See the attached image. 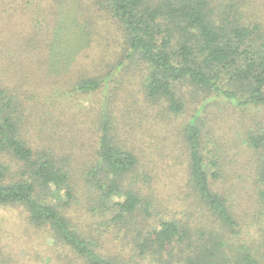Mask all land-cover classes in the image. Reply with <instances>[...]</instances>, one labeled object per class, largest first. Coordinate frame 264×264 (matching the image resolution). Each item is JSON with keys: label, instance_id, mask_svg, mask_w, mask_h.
Returning <instances> with one entry per match:
<instances>
[{"label": "trees", "instance_id": "trees-1", "mask_svg": "<svg viewBox=\"0 0 264 264\" xmlns=\"http://www.w3.org/2000/svg\"><path fill=\"white\" fill-rule=\"evenodd\" d=\"M97 2L121 24L129 55L148 66L146 98L171 116L194 105L180 128L186 192L158 213L157 173L114 141L104 107L73 175L30 134L23 66L15 82L0 79V206L23 207L85 264H264V0ZM101 81L68 83L89 93ZM212 101L238 123L231 133L212 129L207 142L199 121ZM82 206L80 221L73 212Z\"/></svg>", "mask_w": 264, "mask_h": 264}, {"label": "rangeland", "instance_id": "rangeland-1", "mask_svg": "<svg viewBox=\"0 0 264 264\" xmlns=\"http://www.w3.org/2000/svg\"><path fill=\"white\" fill-rule=\"evenodd\" d=\"M107 11L97 0H0V79L15 82L25 67L30 76L23 90L26 95L32 92L30 134L49 146L58 160L67 159L73 175H78V160L96 137L98 125L92 120L101 107L106 108L114 141L149 162L157 173L155 209L161 205L158 213L165 215L176 197L186 192L180 128L194 105L171 116L164 106L146 98L148 66L129 55L122 26ZM83 75L100 78L99 89L76 92L68 82ZM41 88L46 102L44 95L35 96V89ZM181 89L189 97L192 89L187 85ZM51 98L54 104L47 106ZM70 110L78 112V122L71 120ZM237 123L212 101L200 114L199 126L208 142L215 136L212 129L230 132ZM80 213L82 221L83 206L73 212L77 220ZM27 216L21 206H0V264H85L47 227L31 223Z\"/></svg>", "mask_w": 264, "mask_h": 264}]
</instances>
